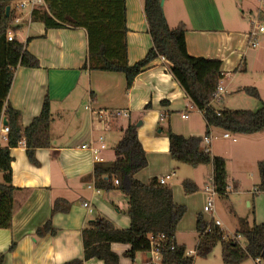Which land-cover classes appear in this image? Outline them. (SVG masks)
Returning <instances> with one entry per match:
<instances>
[{"label":"crops","instance_id":"crops-1","mask_svg":"<svg viewBox=\"0 0 264 264\" xmlns=\"http://www.w3.org/2000/svg\"><path fill=\"white\" fill-rule=\"evenodd\" d=\"M144 2L126 0L130 64L144 58L153 46ZM163 7L170 27L185 24L190 54L222 61L224 76L220 83L224 92L220 99L213 101V106L218 110L259 108L264 101V36H260L259 44L254 46L250 34L254 20H264V0H164ZM26 17L16 35L27 43L28 50L39 58L41 66L17 68L9 101L22 111V123L26 127L40 114L49 96L53 114L52 144L36 149L39 165L30 161L24 142L11 149L12 182L20 190L16 195L18 207L12 227L0 228V253L5 254L3 264H63L83 258V230L98 215L109 218L119 228L130 227L128 194L118 187L94 188L95 168L114 163V147L130 121L137 125L142 122L138 136L148 159V165L135 176L149 183L154 177L171 173L167 185L173 189L174 200L188 206L176 232V241L184 244L187 251L197 252L198 215L202 214L207 221L213 218L203 211L208 199L205 187L213 177V165L194 166L197 174L184 173L185 177H180V167L170 152L168 127L187 136L204 137L209 132L211 141L202 142V147L226 159L229 191L219 195V199L226 200L223 206L233 216L236 231L264 223V191H257L261 182L258 162L264 159V130L233 133L236 140L225 137L226 131L221 127H208L204 114L175 79L167 60L155 59L127 88L123 72L84 68L89 56L86 28L48 29L43 22L32 21L31 13ZM247 86L257 88L260 98L246 93L243 88ZM118 110L128 111L129 116L117 115ZM184 113L189 117L184 118ZM180 119L185 120L184 126L180 125ZM101 135L106 137L107 148L102 150L103 159L98 161L82 145L96 141ZM6 144L4 142L3 146ZM185 178L193 179L199 190L187 194L183 186ZM57 198L69 202L67 212H53ZM237 200H244L250 207L253 205L256 217L252 221L247 212L238 211ZM85 202L90 204L91 210ZM49 220L58 233L38 235V229ZM12 243L15 245L10 249ZM130 247L128 243L112 244V249L120 255L121 264H148V250L139 251L131 258L125 254ZM211 255H197V258ZM197 258L194 256L193 264ZM248 259L256 264L254 259ZM84 264L105 263L92 258Z\"/></svg>","mask_w":264,"mask_h":264},{"label":"trees","instance_id":"trees-1","mask_svg":"<svg viewBox=\"0 0 264 264\" xmlns=\"http://www.w3.org/2000/svg\"><path fill=\"white\" fill-rule=\"evenodd\" d=\"M15 1L0 0V124L6 116L10 128L7 144L0 148V228L12 227L13 216L18 207L16 195L20 189L12 182L11 149L24 142L30 161L39 165L36 149L50 147L52 144L53 114L49 96L46 97L40 114L26 127L22 123V111L14 108L9 101L17 68L41 66L39 58L28 50L26 42L19 40L17 35L12 40L8 38L10 30L17 32L22 26L12 24L17 13ZM161 1L144 2L153 46L144 58L134 64L128 62L126 0H46L47 6L32 10L31 20L43 22L48 29L86 28L89 56L84 68L89 66L93 69L123 72L127 88L132 86L135 78L149 68L155 59L163 56L193 105L204 114L208 127H221L234 134L263 131L264 101L255 110H218L213 106L214 93L224 76L222 61L190 54L186 44L185 24L170 27ZM8 5H11L9 16L6 14ZM243 89L260 98L257 88L247 86ZM166 133L170 139L172 159L192 166L211 163L215 190L218 195H226V159L202 147L203 136H187L175 132L171 127L166 129ZM114 151L116 159L112 165L95 168V185L102 190L118 187L128 194L131 225L119 228L109 218L96 216L83 230L84 257L63 264H84L92 258L103 260L105 264H121L120 255L112 249L114 242L130 244L131 247L125 254L135 258L139 251L149 249L151 235L160 234L165 235L162 240L163 264H193L194 256L186 255V246L176 241L178 223L187 213L188 206L177 203L173 189L167 184H161L159 178L154 177L149 183H145L135 176L148 165L136 122H129ZM258 170L261 178L258 191H264V159L258 162ZM115 178L119 180V184H115ZM183 186L187 194L199 190V186L191 178H185ZM69 208L70 204L64 198L54 201V213L67 212ZM208 225L212 226L211 231H205ZM197 230L200 233L197 255L208 256L220 243L222 257L227 264H240L248 258L260 259L264 264V223H256L250 228L236 231V235L240 234L245 239V245L215 226L212 220H205L202 214L197 217ZM37 233L56 235L58 229L49 220ZM14 245L12 243L10 249ZM4 259L5 254L0 253V264H3Z\"/></svg>","mask_w":264,"mask_h":264},{"label":"built area","instance_id":"built-area-1","mask_svg":"<svg viewBox=\"0 0 264 264\" xmlns=\"http://www.w3.org/2000/svg\"><path fill=\"white\" fill-rule=\"evenodd\" d=\"M15 8L17 10V13L14 17V20L12 22L13 25L16 24H24L26 22V16L24 14V11L26 9H29L31 12L34 8L40 7V6H47L46 0H16L15 3ZM254 28L251 31L250 37H252V45L257 46L259 44V37L264 36V20H254ZM16 36V32L10 30L8 33V38L9 40H12ZM163 60H166L165 57H161ZM224 92V88L222 84L220 83L218 85V88L216 92L214 93V100H218L221 98L222 94ZM201 111V110H200ZM202 112V111H201ZM117 115H122V116H129V112L126 110H118L116 111ZM184 118L189 117L188 113L183 114ZM10 131V128L8 125L3 124V118L1 120L0 124V148L3 147V143L8 141V133ZM225 137H230L236 140V137L231 134V132L226 131L224 133ZM212 136L210 134H207L203 138V142L210 143ZM82 147L86 150H89L95 160H102L101 152L102 150L107 148L106 144V137L104 135L99 136V138L96 141H92L90 143H85L82 145ZM206 150H209L208 148H205ZM172 176V174H167L165 176H161L159 178V181L161 184H167V180ZM115 184H119V180L115 178ZM94 188H97L94 186ZM206 192L208 193V199L207 202L204 205V211L209 212L213 215L212 221L215 224V226H218L222 228L223 222L222 220L217 217L216 215V203H215V196L218 195L217 191L215 190L214 186V179L213 177L210 179V182L208 185L205 187ZM229 191V187H228ZM258 191V189H257ZM84 205L86 207H89L91 210V206L88 202H85ZM215 215V216H214ZM212 226L208 225L205 231H211ZM165 238L164 234H160L158 236L151 235L150 240H149V253H150V258L148 264H163V252H162V240ZM236 240H239L242 238L240 234L234 235L233 237ZM186 255L192 256L194 254V251H187L185 252ZM256 264H262V261L260 259L255 260Z\"/></svg>","mask_w":264,"mask_h":264},{"label":"rangeland","instance_id":"rangeland-1","mask_svg":"<svg viewBox=\"0 0 264 264\" xmlns=\"http://www.w3.org/2000/svg\"><path fill=\"white\" fill-rule=\"evenodd\" d=\"M31 13V11L29 9H26L24 11L25 16H29V14ZM180 125H185V120H181L180 119ZM233 135V133H232ZM235 135V134H234ZM233 135V136H234ZM180 167V169L178 170V175L180 177H185L183 176L184 173H196L195 169L196 167L192 166V165H188V164H181L178 163L177 167ZM170 181V180H169ZM253 199V198H251ZM254 201V200H252ZM215 203H216V208L218 210L217 212V217H219L222 221H223V225L222 227L225 229V233L230 235L232 238L234 237V235H236V229H235V223L233 220V216L226 210V208H224V204L226 203V200H221L219 199V195L215 196ZM204 207V206H203ZM264 208V206H263ZM237 209L239 212H247L250 215V219L251 221L256 217V213L254 214V209H253V205L252 207L247 205V202H245L244 200H237ZM204 211V209H203ZM207 214H211L209 212L204 211ZM241 243L245 245V239L242 237L240 239ZM221 247L222 245L219 243L213 250L211 257L209 258H197V253L194 252V256L196 259V264H201L200 262H204V260L207 262V264H224L223 260H222V254H221ZM246 263L245 264H252V261L250 259L245 260ZM255 264V263H254Z\"/></svg>","mask_w":264,"mask_h":264},{"label":"water","instance_id":"water-1","mask_svg":"<svg viewBox=\"0 0 264 264\" xmlns=\"http://www.w3.org/2000/svg\"><path fill=\"white\" fill-rule=\"evenodd\" d=\"M161 4H162V5L164 4V0L161 1ZM10 12H11V5H8V6L6 7V14H7V16L10 15ZM141 123H142L141 121L138 122V126H140ZM3 124H4V125H7V124H8V120H7V117H6V116L3 118Z\"/></svg>","mask_w":264,"mask_h":264}]
</instances>
